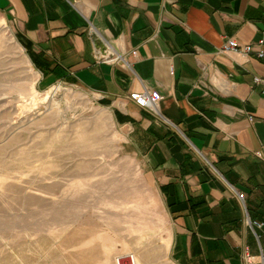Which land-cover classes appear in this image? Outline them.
<instances>
[{"label":"crops","instance_id":"0c3cea01","mask_svg":"<svg viewBox=\"0 0 264 264\" xmlns=\"http://www.w3.org/2000/svg\"><path fill=\"white\" fill-rule=\"evenodd\" d=\"M0 13L45 82L94 93L126 129L171 218L174 264L259 262L264 59L220 49H264V0H0ZM145 88L160 114L133 97Z\"/></svg>","mask_w":264,"mask_h":264},{"label":"rangeland","instance_id":"374dc122","mask_svg":"<svg viewBox=\"0 0 264 264\" xmlns=\"http://www.w3.org/2000/svg\"><path fill=\"white\" fill-rule=\"evenodd\" d=\"M172 226L112 109L45 82L0 13V264H174Z\"/></svg>","mask_w":264,"mask_h":264},{"label":"built area","instance_id":"2783aa9c","mask_svg":"<svg viewBox=\"0 0 264 264\" xmlns=\"http://www.w3.org/2000/svg\"><path fill=\"white\" fill-rule=\"evenodd\" d=\"M220 51L222 52H239L244 53L245 55H249L251 53H254L258 58L264 59V49L261 48L260 45L256 47L252 44H247L243 47H241L238 43V41L235 38H229L227 41L223 44ZM103 59L109 60V61H115L121 59V56L116 55L115 53H112L111 51L108 53V55H104ZM128 67H130V64H128ZM254 83L261 85L262 92L264 93V77L261 76H255L254 77ZM136 102L143 106L147 107L149 110L154 112L155 114H160L159 110V99L158 97L153 94L150 90L147 88L144 89L142 93L133 95ZM249 223L252 225L253 223L249 220ZM254 224L258 226H262L263 223L261 222H254ZM252 256L248 254V249H246V253L244 255V259L247 263H254L251 260ZM257 264H264V255H261L260 260Z\"/></svg>","mask_w":264,"mask_h":264},{"label":"bare ground","instance_id":"6f19581e","mask_svg":"<svg viewBox=\"0 0 264 264\" xmlns=\"http://www.w3.org/2000/svg\"><path fill=\"white\" fill-rule=\"evenodd\" d=\"M20 48L23 49V48L21 47V45H20ZM28 62H29V60H28ZM125 255H127V254H124V255H122V256H125ZM122 256H121V257H122ZM133 260H134V259H133Z\"/></svg>","mask_w":264,"mask_h":264}]
</instances>
